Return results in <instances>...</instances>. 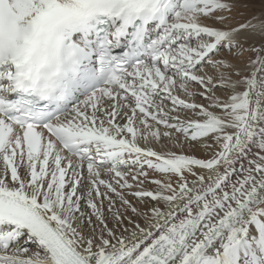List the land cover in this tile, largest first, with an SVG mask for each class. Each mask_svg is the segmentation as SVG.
<instances>
[{
  "label": "snow or ice",
  "instance_id": "obj_1",
  "mask_svg": "<svg viewBox=\"0 0 264 264\" xmlns=\"http://www.w3.org/2000/svg\"><path fill=\"white\" fill-rule=\"evenodd\" d=\"M234 6L0 0V264H264V13L232 26ZM100 186L143 222L109 228Z\"/></svg>",
  "mask_w": 264,
  "mask_h": 264
},
{
  "label": "bare ground",
  "instance_id": "obj_2",
  "mask_svg": "<svg viewBox=\"0 0 264 264\" xmlns=\"http://www.w3.org/2000/svg\"><path fill=\"white\" fill-rule=\"evenodd\" d=\"M232 2L234 4H237V6L239 7V10H240V15L234 21H232V24H231L232 26H236L239 23H243L247 20L252 19L253 16H259L261 13H264V0H232ZM208 22H211V21H208ZM224 57L228 58L229 61H231L233 64L240 66V68L250 70L247 67L248 66V60H249V58L254 57V53L248 52L246 58H240V59H233L231 56H228L226 54L224 55ZM204 72H208L209 74H212L214 72V70L210 71V70L206 69V71H204ZM240 90H243V89H240ZM178 94L181 95L183 98L182 92H180ZM163 106L166 109L172 108V106H170L167 101H164ZM185 115H186L185 113H181V118H184ZM159 128H160L161 132L166 131V129L164 128L163 125H160ZM173 135H180V134L179 133H173ZM180 138H181V140L184 139L182 136ZM141 146H143V142H141ZM152 146L158 151H161V150L174 151L177 154H180L181 151H183V154L195 155L198 158H206L205 149H204V146L202 144H194V143H189L188 141H184V143L181 145L179 143H176L175 141H170L167 138H162L159 142H153ZM101 175H102V173H101ZM189 178H191V177H189ZM152 179H149V181L148 180L145 181L143 183V185L134 186V188L131 191L140 190L141 188L143 190H147V191L156 190L157 185L151 182ZM85 184H87V181H85ZM100 187H101V192H107V195L109 197H111L112 200L115 201V205L113 206L114 210L118 209L123 214V216L125 217L123 225H120V226L116 225L115 217L113 215V211H109V200L103 196L102 197H95V193L93 192V196L96 199L98 207L101 208V211L103 212V215L105 217V220H106L109 228L118 229L120 227H130V225L128 224L129 218L138 219V220H140V222H143V218L137 217L136 214L133 213L130 208H126V206H124L122 204L119 197L115 193L110 192L105 187H102V186H100ZM120 190L121 189L118 188V191H120ZM83 191H84V189H81V192H83ZM124 192H125L126 199L131 201V203L134 206H136L137 209L140 211H145L154 204V201H152L150 198L145 199V200H140L137 197H135L134 195H131L129 190H124ZM101 201L103 202L102 205H101ZM81 204H82V210L87 212L88 214L92 215V220H93L95 226L97 227V230L99 231V229L101 227H103V225H101L99 223V221L96 220V216L93 213V210L87 207L86 201H81Z\"/></svg>",
  "mask_w": 264,
  "mask_h": 264
},
{
  "label": "rangeland",
  "instance_id": "obj_3",
  "mask_svg": "<svg viewBox=\"0 0 264 264\" xmlns=\"http://www.w3.org/2000/svg\"><path fill=\"white\" fill-rule=\"evenodd\" d=\"M235 6H234V8H233V10H232V13H231V19H230V21H229V23L230 24H232V21H234L239 15H240V10H239V7L237 6V4H234ZM242 9V8H241ZM228 55V56H231L233 59H240V58H246L247 57V54H248V52H244V53H242L241 54V56L240 57H235L233 54H231V53H227V52H225L224 50H221V52L217 55V56H215V57H213L214 59H220V58H223L224 57V55ZM206 69H208V70H210V71H213V69H211V68H208V67H205L204 69H202V71H206ZM190 87L193 89V90H200V85H198V84H192V85H190ZM180 93V92H179ZM195 99L198 101V102H204V101H202L201 100V98L199 97V96H197V97H195ZM168 104L170 105V106H172L171 105V103H169L168 102ZM105 169V168H104ZM105 171V172H104ZM125 171H127V169H125ZM132 171L133 172H135L136 170L135 169H132ZM152 176V177H151ZM101 178L102 179H108L109 177H108V174H107V168H106V170H103V173H102V175H101ZM163 179L164 177H162L161 176V174H159V173H156V172H153V171H149V179ZM149 181V180H148ZM173 182H174V180H173ZM102 187H104V186H102ZM103 193V192H102Z\"/></svg>",
  "mask_w": 264,
  "mask_h": 264
}]
</instances>
